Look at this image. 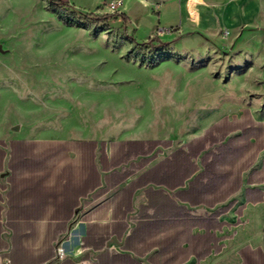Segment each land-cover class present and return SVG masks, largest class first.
<instances>
[{
  "label": "crops",
  "instance_id": "0c3cea01",
  "mask_svg": "<svg viewBox=\"0 0 264 264\" xmlns=\"http://www.w3.org/2000/svg\"><path fill=\"white\" fill-rule=\"evenodd\" d=\"M107 7L150 34L177 17L162 38L183 47L264 35V0ZM263 204L264 122L249 107L184 139L0 138V264H264L239 222Z\"/></svg>",
  "mask_w": 264,
  "mask_h": 264
},
{
  "label": "rangeland",
  "instance_id": "374dc122",
  "mask_svg": "<svg viewBox=\"0 0 264 264\" xmlns=\"http://www.w3.org/2000/svg\"><path fill=\"white\" fill-rule=\"evenodd\" d=\"M110 1L0 0V138L184 139L246 107L264 122V35L183 47L162 38L177 17L150 34L143 17L84 15ZM239 220L264 249V204Z\"/></svg>",
  "mask_w": 264,
  "mask_h": 264
},
{
  "label": "trees",
  "instance_id": "16d2710c",
  "mask_svg": "<svg viewBox=\"0 0 264 264\" xmlns=\"http://www.w3.org/2000/svg\"><path fill=\"white\" fill-rule=\"evenodd\" d=\"M53 2L55 4L65 3L64 0H53ZM84 15L88 18H93L97 23H101L108 21L110 18H112L115 15V13L97 14L91 12V13H84Z\"/></svg>",
  "mask_w": 264,
  "mask_h": 264
},
{
  "label": "built area",
  "instance_id": "2783aa9c",
  "mask_svg": "<svg viewBox=\"0 0 264 264\" xmlns=\"http://www.w3.org/2000/svg\"><path fill=\"white\" fill-rule=\"evenodd\" d=\"M123 2L124 0H111L110 2L107 3V5L110 7V9H112V11L116 12L119 10ZM57 254L60 258L66 255L65 251L60 247H58Z\"/></svg>",
  "mask_w": 264,
  "mask_h": 264
}]
</instances>
